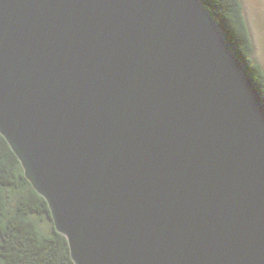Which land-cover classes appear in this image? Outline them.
<instances>
[{"label": "water", "instance_id": "95a60500", "mask_svg": "<svg viewBox=\"0 0 264 264\" xmlns=\"http://www.w3.org/2000/svg\"><path fill=\"white\" fill-rule=\"evenodd\" d=\"M0 134L74 264H264V101L200 0H0Z\"/></svg>", "mask_w": 264, "mask_h": 264}, {"label": "trees", "instance_id": "16d2710c", "mask_svg": "<svg viewBox=\"0 0 264 264\" xmlns=\"http://www.w3.org/2000/svg\"><path fill=\"white\" fill-rule=\"evenodd\" d=\"M200 1L247 66L264 101V68L254 58V43L242 1ZM0 264H74L66 238L54 228L47 202L34 191L1 134Z\"/></svg>", "mask_w": 264, "mask_h": 264}, {"label": "rangeland", "instance_id": "374dc122", "mask_svg": "<svg viewBox=\"0 0 264 264\" xmlns=\"http://www.w3.org/2000/svg\"><path fill=\"white\" fill-rule=\"evenodd\" d=\"M241 1L254 43V58L264 68V0Z\"/></svg>", "mask_w": 264, "mask_h": 264}]
</instances>
